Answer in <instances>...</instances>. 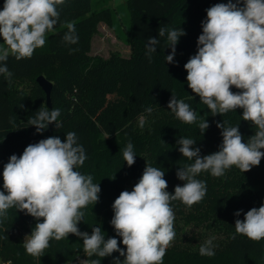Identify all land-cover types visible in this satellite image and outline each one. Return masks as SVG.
<instances>
[{
	"label": "trees",
	"instance_id": "obj_1",
	"mask_svg": "<svg viewBox=\"0 0 264 264\" xmlns=\"http://www.w3.org/2000/svg\"><path fill=\"white\" fill-rule=\"evenodd\" d=\"M221 2L226 0H129L125 6L128 25H124L121 18V24H118L117 15L114 20L118 29L119 26L123 28V33L134 44L132 53L125 56L112 52L109 57H104L89 53L91 35L96 28L95 18L104 14L103 8L93 13L92 0H65L59 6L60 22L47 35L46 48L36 50L30 59L17 61L10 56L7 66L13 73L11 81L0 75V172L12 154L19 156L27 145L49 136H59L63 140L67 132H76L86 149L87 159H91L97 152L101 135H115L109 160L115 155L116 167L122 173L111 177L109 173L104 174L102 186L105 191L100 196L101 204H90L84 209V220L78 227L80 230L89 227L92 231L93 226H100L106 239L116 237L121 240L110 224L114 214L112 204L121 191L133 189L146 164L165 171L167 191L173 193L176 185L184 183L176 176L178 167L191 163L179 152L178 139L187 136L194 139V147L200 148L201 155H208L218 151L222 143V130L217 128V122L239 125L245 141L256 131L250 122L242 120L241 109L212 116L207 106L187 87V73L180 72L174 63L167 64L166 56L171 54V49L167 47L166 37L161 38L151 59L146 55L148 38L160 39L158 29L165 25L181 27L186 32L179 38L176 52H197L206 9ZM2 5L3 0H0V10ZM68 21L75 22L79 37L76 44L69 45L62 40L67 31L64 25ZM38 67L60 69L59 73L45 72L48 74L45 76L53 81L51 106L47 104L46 92L36 80L32 82L36 86L33 96L15 85L20 78L31 76ZM232 91L239 90L233 87ZM172 94L190 104L197 114L196 123L186 124L175 117L167 107ZM114 95L117 98L113 99ZM41 106L49 110L59 108L63 128L57 130L54 124H50L43 134H38L34 126H28L29 117L34 116ZM148 108L152 109V114L157 112L167 116L161 124L152 121L153 129L149 126L144 131L146 126L140 127V121L149 113ZM201 119H206L210 125L204 133L198 127ZM129 142L142 147L134 148L136 158L131 167L123 159L124 148H121ZM6 146L8 148H4ZM4 150L6 152L2 154ZM108 169L101 170L107 172ZM197 178L207 183L205 198L191 208L180 201L173 202L176 218L187 217L192 222L203 219L210 226L218 227L224 237L214 256L207 258L190 252L193 260L188 262L186 259V264H264V239L252 241L237 235L234 227L236 219L243 220L248 210L264 204V158L259 166L244 173L233 166L223 177L201 173ZM126 180L129 181L127 185ZM238 210L243 211L236 217L234 213ZM93 214L97 217L93 218ZM32 218L15 208L9 209L7 220L0 224V237H6L0 239V264H65L73 252L83 251V241L70 234L60 241L52 240L42 257L28 255L23 247V236L33 229L29 224ZM120 247L125 246L121 243ZM114 257H119V253L102 258L101 264H113Z\"/></svg>",
	"mask_w": 264,
	"mask_h": 264
},
{
	"label": "clouds",
	"instance_id": "obj_2",
	"mask_svg": "<svg viewBox=\"0 0 264 264\" xmlns=\"http://www.w3.org/2000/svg\"><path fill=\"white\" fill-rule=\"evenodd\" d=\"M64 3L65 0H3L0 75L6 80L10 82L13 77L7 66L9 57L17 61L30 59L38 48H43L47 34L60 22L59 6ZM206 14L201 22L197 52L183 66L188 88L212 116L242 109V120L255 127L254 134L245 141L239 125L217 122V128L222 130V143L218 151L208 155H201L200 148L194 147V139H178L179 152L191 163L178 167L176 176L184 183L176 185L173 193L167 191L165 171L146 164L133 189L121 191L112 204L114 214L110 224L121 238L119 241L116 237L106 239L100 226H93L91 234L78 227L84 220L83 210L99 201L101 188L93 183L91 174L78 170L87 154L77 133L69 131L63 140L49 136L27 145L21 155L12 154L3 165L0 224L7 220L12 208L37 221L23 242L28 255L42 257L52 240L60 241L71 234L83 241L87 259H81L79 264H101L102 258L113 253H119L113 264H163L167 249L176 238L173 202L180 201L191 208L207 194L206 181L197 177L209 173L219 178L233 166L243 173L259 166L264 158V0H226L206 9ZM64 26L67 31L63 42L78 43L75 22H65ZM158 35L160 39L148 38L146 55L151 59L161 38L166 37L171 49L166 61L174 63L176 45L186 32L181 27L165 25L158 29ZM233 87L239 91L233 92ZM167 107L183 123L197 122L190 104L173 94ZM146 111L150 113L152 109ZM60 116L59 108L49 110L41 106L29 117L28 126H34L38 134H43L50 124L58 130L63 128ZM143 125L141 120L140 127ZM209 126L206 119L198 124L202 133ZM135 158L134 146L129 142L123 149V159L131 167ZM242 211L234 215L239 217ZM234 227L237 235L252 241L264 239V204L248 210L243 220L236 219ZM213 239L200 246L201 256L215 255Z\"/></svg>",
	"mask_w": 264,
	"mask_h": 264
},
{
	"label": "rangeland",
	"instance_id": "obj_3",
	"mask_svg": "<svg viewBox=\"0 0 264 264\" xmlns=\"http://www.w3.org/2000/svg\"><path fill=\"white\" fill-rule=\"evenodd\" d=\"M129 0H92V11L96 12L99 9L103 10L102 15H98L95 18L96 22V28L91 35V48H90V55H101L104 57H109L112 52H118L122 55L129 56L132 53V46L134 45L130 39L126 36V33H123V28L115 24V16L119 18L118 24L120 22V18L124 25H128V22L126 21L125 17V6H127ZM128 16V13H126ZM104 17V18H103ZM48 35V34H47ZM2 39V38H0ZM0 43H2V40H0ZM47 46V36H46V44L43 48H38L37 50H41L46 48ZM196 52L192 53H185V52H176L174 56V64L179 67L180 72L187 73L184 69V64L186 63V60H189V58L193 55H195ZM47 72H56L59 73L60 69L57 67H50V68H41L38 67L34 70L33 74L28 77L20 78L15 84L17 87L23 89L26 93L30 95H34L36 93V86L32 83L36 78L41 75H48L45 74ZM188 87V86H187ZM198 97V96H197ZM113 99L117 98V95H114L112 97ZM52 103V98H51ZM241 115H242V109H241ZM167 116L163 113H157L154 112L144 114L142 117V120H144L146 123H144V126L147 130L150 126V129H153L152 121H155L156 123L159 121V124H161V121L164 119V117ZM169 120V118L167 119ZM100 142H97V152L91 159H86L83 166L78 168V170L82 174H91L93 176V183H97L100 185L101 192L99 193V201L96 204H101L100 202V196L103 193L104 187L102 186V177L104 174L109 173V177L116 176L119 173H122L121 170H118L116 167V160L117 157L114 155L109 160V153L112 151V148L114 146L112 143L115 141V135L113 134H102L101 135ZM188 138V136H187ZM134 148H142L139 146L134 145ZM125 146L121 148H125ZM8 148V146L4 147ZM2 154H5V150L1 151ZM136 152V151H134ZM2 160V159H1ZM107 167H109L107 172H102V168L105 170ZM117 168V169H116ZM3 169V166H2ZM3 171V170H2ZM2 171L0 172V188H2L3 182L1 181L2 178ZM128 180L125 181V185L128 184ZM100 211L102 209H99ZM98 214V213H97ZM88 215V213H87ZM112 215V214H111ZM97 217V215L93 214V218ZM99 217V215H98ZM98 219V218H97ZM37 221L32 218L29 220L30 228H33L35 226V223ZM210 222L213 224V221L210 220ZM92 227V226H91ZM82 232L86 231L89 234H91V228L84 227L81 229ZM26 232L23 236V238H26V235L31 233ZM175 231H176V238L172 244L171 247L167 249L166 255L163 260V264H186V259H188V262L192 259V256L189 255L190 252L192 254L198 253L199 254V248L200 246L209 238L213 239V244L215 245L214 251H216L220 246L222 239L224 237V234H222V231L219 230L218 227L215 225L210 226L207 221L203 219H199V221L192 222L191 220L181 217H177L175 219ZM190 256L189 258L186 257H177L179 255ZM207 257V256H206ZM211 258V257H207ZM81 259H87L84 252H73L68 259L66 260L65 264H79V261ZM194 262V261H193ZM195 263V262H194Z\"/></svg>",
	"mask_w": 264,
	"mask_h": 264
},
{
	"label": "water",
	"instance_id": "obj_4",
	"mask_svg": "<svg viewBox=\"0 0 264 264\" xmlns=\"http://www.w3.org/2000/svg\"><path fill=\"white\" fill-rule=\"evenodd\" d=\"M36 81L39 83V85L46 92L47 104L49 106H51L52 105V103H51V94H52V89H53V81L48 79L44 74L39 75L37 77Z\"/></svg>",
	"mask_w": 264,
	"mask_h": 264
},
{
	"label": "built area",
	"instance_id": "obj_5",
	"mask_svg": "<svg viewBox=\"0 0 264 264\" xmlns=\"http://www.w3.org/2000/svg\"><path fill=\"white\" fill-rule=\"evenodd\" d=\"M2 264H6V263H2Z\"/></svg>",
	"mask_w": 264,
	"mask_h": 264
}]
</instances>
